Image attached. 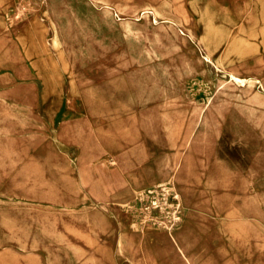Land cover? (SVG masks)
I'll return each instance as SVG.
<instances>
[{
  "label": "rangeland",
  "instance_id": "374dc122",
  "mask_svg": "<svg viewBox=\"0 0 264 264\" xmlns=\"http://www.w3.org/2000/svg\"><path fill=\"white\" fill-rule=\"evenodd\" d=\"M38 1V12L56 13L70 33L57 32L58 50L66 51L58 86L37 87L57 101L33 104L22 119L9 116L10 103L1 102L7 86H0V213L28 217L58 190L81 193L79 159L89 145L114 144L131 127L155 131L197 114L201 139L169 147L188 153L195 146L211 160L213 190L192 206L172 183L147 189L138 207L122 204L134 210L128 223L136 234L154 228L172 235L191 224L198 236L213 237V254L228 264H264V47L247 63L227 51L236 25H245L237 21L244 0H110L114 5L102 7ZM11 9L30 12L20 3ZM107 206L110 213L86 215L89 256L74 245V264H115L121 214L115 203Z\"/></svg>",
  "mask_w": 264,
  "mask_h": 264
},
{
  "label": "crops",
  "instance_id": "0c3cea01",
  "mask_svg": "<svg viewBox=\"0 0 264 264\" xmlns=\"http://www.w3.org/2000/svg\"><path fill=\"white\" fill-rule=\"evenodd\" d=\"M90 1L99 7L114 5L110 0ZM13 3H20L30 12H14ZM152 3L148 2V6ZM39 5L38 0H0V86H7V92L3 88L1 102L10 103L5 105L9 116L21 119L31 115L33 104L57 101L37 87L58 86L61 53L66 51L58 50L57 32L60 29L62 38L70 33L67 28L62 30L59 23L66 20L59 19L56 13L38 12ZM133 5L137 10L138 4ZM114 10L120 17L119 11ZM242 20L245 25H236V32L245 33V38L235 32L227 51L235 62L247 63L255 60L264 47V0H244L243 8L237 12V21ZM232 76L243 79L234 71ZM248 79L262 81L253 75ZM198 117L195 114L179 123L142 133L131 127L114 144L89 145L78 160L82 168L81 193L58 190L50 205L28 217L1 211L0 264H74L75 246L82 252L86 250L89 256L90 226L86 215L93 211L110 213L107 204L112 202L116 204L114 212L121 214L113 253L115 264H228L222 255L213 254V237L198 236L197 227L190 224L174 235L154 228L136 234L128 223L134 210L122 207H138L137 198L144 191L167 183L176 185L192 206L194 200L204 196L203 191L213 190L211 160L203 159L195 146L188 153L169 147L201 139L196 134L204 122L199 119L201 122L196 125L194 120ZM174 128L177 132L172 136ZM150 139L154 140V148L147 151L144 146ZM85 259L82 257L81 261Z\"/></svg>",
  "mask_w": 264,
  "mask_h": 264
}]
</instances>
